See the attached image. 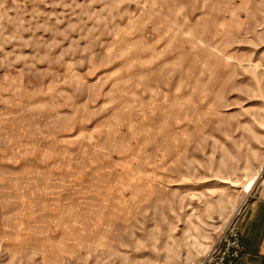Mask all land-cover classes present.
Listing matches in <instances>:
<instances>
[{
  "label": "rangeland",
  "instance_id": "rangeland-1",
  "mask_svg": "<svg viewBox=\"0 0 264 264\" xmlns=\"http://www.w3.org/2000/svg\"><path fill=\"white\" fill-rule=\"evenodd\" d=\"M263 164L264 0H0V264H207Z\"/></svg>",
  "mask_w": 264,
  "mask_h": 264
},
{
  "label": "crops",
  "instance_id": "crops-1",
  "mask_svg": "<svg viewBox=\"0 0 264 264\" xmlns=\"http://www.w3.org/2000/svg\"><path fill=\"white\" fill-rule=\"evenodd\" d=\"M257 174L252 179V194L237 219L244 251L235 264H264V164Z\"/></svg>",
  "mask_w": 264,
  "mask_h": 264
},
{
  "label": "built area",
  "instance_id": "built-area-1",
  "mask_svg": "<svg viewBox=\"0 0 264 264\" xmlns=\"http://www.w3.org/2000/svg\"><path fill=\"white\" fill-rule=\"evenodd\" d=\"M243 250L240 228L236 223L231 224L216 244L207 264H235Z\"/></svg>",
  "mask_w": 264,
  "mask_h": 264
}]
</instances>
